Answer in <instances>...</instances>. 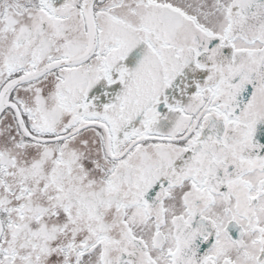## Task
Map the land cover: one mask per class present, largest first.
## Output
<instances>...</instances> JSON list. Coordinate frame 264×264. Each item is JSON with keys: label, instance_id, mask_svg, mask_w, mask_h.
<instances>
[{"label": "snow or ice", "instance_id": "obj_1", "mask_svg": "<svg viewBox=\"0 0 264 264\" xmlns=\"http://www.w3.org/2000/svg\"><path fill=\"white\" fill-rule=\"evenodd\" d=\"M0 264H264V0H0Z\"/></svg>", "mask_w": 264, "mask_h": 264}]
</instances>
